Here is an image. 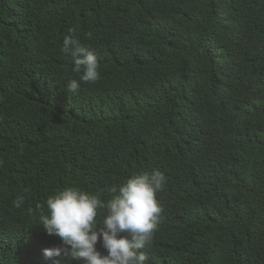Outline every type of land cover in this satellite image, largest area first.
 <instances>
[{
    "label": "trees",
    "instance_id": "16d2710c",
    "mask_svg": "<svg viewBox=\"0 0 264 264\" xmlns=\"http://www.w3.org/2000/svg\"><path fill=\"white\" fill-rule=\"evenodd\" d=\"M66 36L100 66L76 93ZM152 170L146 264H264V0H0V264H77L48 196Z\"/></svg>",
    "mask_w": 264,
    "mask_h": 264
},
{
    "label": "clouds",
    "instance_id": "9594fccd",
    "mask_svg": "<svg viewBox=\"0 0 264 264\" xmlns=\"http://www.w3.org/2000/svg\"><path fill=\"white\" fill-rule=\"evenodd\" d=\"M61 51L71 57L73 71L80 74L79 80L68 82V91L76 93L81 83L100 79L95 51L77 37L66 36ZM166 183L161 171H142L122 184L106 186V200L76 187L48 196L47 214L41 213L39 225L48 236L59 237L63 247L44 249L43 255L53 258L63 253L77 264H146L148 257L141 250L151 244L158 228L163 206L157 194ZM24 203V196L12 201L16 208H22ZM100 216L102 219H98ZM98 242L107 255L97 250Z\"/></svg>",
    "mask_w": 264,
    "mask_h": 264
}]
</instances>
